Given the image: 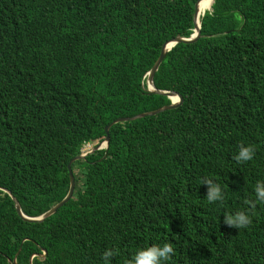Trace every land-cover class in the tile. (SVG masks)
<instances>
[{
    "label": "trees",
    "instance_id": "trees-1",
    "mask_svg": "<svg viewBox=\"0 0 264 264\" xmlns=\"http://www.w3.org/2000/svg\"><path fill=\"white\" fill-rule=\"evenodd\" d=\"M201 1L0 0V188L34 217L67 197L69 169L77 185L39 226L0 189V264H129L165 243L166 264H264V0H215L154 77L189 101L118 121L171 106L148 73ZM110 125L108 149L76 161ZM238 212L251 223L228 226Z\"/></svg>",
    "mask_w": 264,
    "mask_h": 264
},
{
    "label": "clouds",
    "instance_id": "clouds-1",
    "mask_svg": "<svg viewBox=\"0 0 264 264\" xmlns=\"http://www.w3.org/2000/svg\"><path fill=\"white\" fill-rule=\"evenodd\" d=\"M211 8H212V6H211ZM211 8H209L208 10H210ZM208 10H206V11H208ZM169 99L172 102L171 103L172 109H175V108L179 107L182 104V103H176V102H174L171 98H169ZM109 131H110V129H109ZM103 142H101V143H103ZM101 143H98L97 144V142H96V143H93V144H87L86 146H89V145H93L94 146L95 144H97L91 150L93 152L96 151V150H103V149H106L107 150L108 147H109V145H108L107 148H105V147H101L100 149L97 148V147H99L101 145ZM253 154H254V151H253V148L252 147L241 148V150L239 151V154L235 157V159L238 160V161H248V160L252 159ZM88 155H90V154L84 155V150H83V156L87 157ZM70 178H71V176H70ZM73 179H74V177H73ZM204 184H207L208 185L207 199H208L209 202H215V201H219V200H222L223 199V194H222V190H221L220 185L214 184L211 181H205ZM76 188H77V185H76V182H75V179H74V190H73V192L70 195L68 194L67 197H65L58 204L54 205L51 209L45 211L43 214H41L39 216H34V217H41L44 214H46V213H48V212L56 209L62 203H64L63 204V206H64L66 203H68L73 198V195H74V192H75ZM70 189H71V179H70ZM254 191L256 193L257 199L259 201H264V183L257 182ZM69 193H70V191H69ZM48 197L52 198V194L51 193H48ZM21 208H22L23 213L26 215L25 210L22 207V205H21ZM15 209H16V207H15ZM16 212H17V210H16ZM26 216H28V215H26ZM28 217H32V216H28ZM34 217H32V218H34ZM50 218L46 219L42 223H32V224H35L37 226L43 225ZM29 223H31V222H29ZM225 223L228 226H230V227L242 228V227H246L247 225H249L251 223V219L244 212H238V213H236L234 215H226L225 216ZM39 247L44 251V253H45V251L47 252V249L46 248H44L42 246H39ZM173 253H174V249H173V247H172L171 244L165 243L163 246H160V245H152L150 247H147L146 249L139 250L135 254V256L133 257V259L129 262V264H166V262H168V261L171 260ZM112 255H113V253L111 251H106L104 253L105 264H108V258L111 257ZM14 263L17 264V260L16 259L14 260ZM14 263H12V264H14Z\"/></svg>",
    "mask_w": 264,
    "mask_h": 264
},
{
    "label": "water",
    "instance_id": "water-1",
    "mask_svg": "<svg viewBox=\"0 0 264 264\" xmlns=\"http://www.w3.org/2000/svg\"><path fill=\"white\" fill-rule=\"evenodd\" d=\"M214 2H215V0H213V3ZM199 5L200 4H198V6L196 8L195 17H194L195 25L197 27V30L195 31V34L192 35V38L193 39H196L199 36L198 29L201 27V23L200 24L198 23ZM198 25H200V27ZM179 43L186 44V41L184 39H182V38H177V39H175L173 41H169V42H166L164 44L163 49H162V53H161V55L159 57V60L157 61V63L154 65L153 69L148 74V81H147V83H148V89H149V91L154 92V93H157V94H161V95H164V96H167L168 98H170V94L169 93H167L165 91H159V90H157V88L155 86V83H154V77H155L156 71L159 69L162 61L165 59V57L167 55L166 54V49H169L172 45L179 44ZM171 109H172L171 106L164 107V108H161V109L156 110V111L151 112V113H147V114H144L143 113V114L137 115L135 118H123V119H120L118 121H121V122H127L128 121L129 122V121H133V120L138 119V118H145L146 116H154V115L160 114L162 112L169 111ZM111 126L112 125H110V126H108L106 128L107 137H106L105 141L103 143H101V145L99 147H97L98 149H100L101 147H105V148L108 147L109 141H110V137L108 136V134H109V129L111 128ZM81 159H85V156H78V157H76L75 160L76 161H79ZM73 162L74 161H71V163L69 165V168H71V164ZM69 171H70V176H71V189H70V193H69V195H70L73 192V190H74V179H73V174H72L71 169H69ZM0 189H2V188H0ZM2 190L5 191V192H7L9 195H11V192L10 191H8L6 189H2ZM12 199L14 201V204H15V207H16V210H17L18 215L23 220L28 221V222H31V223H42V222H44L46 219L52 217L57 212V210L60 207H62L63 204H64V203L60 204L56 209H54V210H52V211L44 214L41 217H34V218H32V217L26 216L23 213L22 208H21V204H20V202L18 201V199L16 197L12 196ZM44 255H46V251H45ZM14 264H16V263H14Z\"/></svg>",
    "mask_w": 264,
    "mask_h": 264
},
{
    "label": "rangeland",
    "instance_id": "rangeland-1",
    "mask_svg": "<svg viewBox=\"0 0 264 264\" xmlns=\"http://www.w3.org/2000/svg\"><path fill=\"white\" fill-rule=\"evenodd\" d=\"M204 14H205V12L204 13H201V9L199 8V14H198V20H200V22H201V19H202V17L204 16ZM91 15H93V14H85V16L84 17H90ZM199 27H200V25H198ZM197 30V27H196V25L194 26V30H193V34H195V31ZM201 30H202V27H200L199 29H198V33H199V36L196 38V39H193L192 38V35H191V37H189V38H184V37H182V39H184L185 41H186V44H197L198 43V41L200 40V38H201ZM171 41H173V40H171ZM180 44V43H179ZM182 44H184V43H182ZM176 45H178V44H174V45H172L169 49H166V54H168L169 52H171L175 47H176ZM244 53H245V55H244V57H247V56H250V55H254V56H258V50H253V48H252V45H251V42L249 43V46L246 48V50L244 51ZM246 58H241L240 59V62H241V60H245ZM158 60H159V58H158ZM157 60V61H158ZM164 61V60H163ZM163 61H162V63H163ZM157 63V62H156ZM155 63V64H156ZM161 63V64H162ZM154 67V66H153ZM153 69V68H152ZM151 69V70H152ZM158 71V70H157ZM157 71H156V73H157ZM155 73V74H156ZM149 74V73H148ZM165 92H167V93H169L170 94V98L174 101V102H176V103H183L184 101H185V99H186V101H189L187 98H185L181 93H179L178 91H176L175 89H174V85H173V88L171 89V90H167V91H165ZM235 119V116H231L230 117V120L229 121H231V120H234ZM228 122V121H227ZM98 144V143H97ZM97 144H95V145H97ZM94 145V146H95ZM93 145H89V146H86L85 147V149H84V155H86V154H91L93 151H91L92 149H93V147H94ZM83 156V155H82Z\"/></svg>",
    "mask_w": 264,
    "mask_h": 264
},
{
    "label": "bare ground",
    "instance_id": "bare-ground-1",
    "mask_svg": "<svg viewBox=\"0 0 264 264\" xmlns=\"http://www.w3.org/2000/svg\"><path fill=\"white\" fill-rule=\"evenodd\" d=\"M213 4V0H204L200 3L199 8L201 9V13H204L206 10L211 8ZM198 23L200 24V20H198ZM147 81V80H146Z\"/></svg>",
    "mask_w": 264,
    "mask_h": 264
}]
</instances>
